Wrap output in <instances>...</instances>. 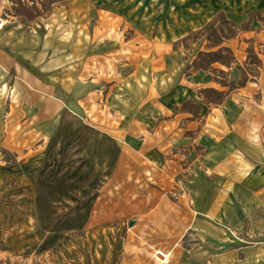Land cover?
Returning a JSON list of instances; mask_svg holds the SVG:
<instances>
[{
	"label": "rangeland",
	"instance_id": "obj_1",
	"mask_svg": "<svg viewBox=\"0 0 264 264\" xmlns=\"http://www.w3.org/2000/svg\"><path fill=\"white\" fill-rule=\"evenodd\" d=\"M21 1L33 9L37 6L35 17L29 19L18 0H0L3 21L22 30L59 31L68 37L59 39L71 43L77 62L89 49L82 79L93 75L100 92L83 103V114L66 109L51 118L21 123L13 115L16 107H25L22 95L11 89L14 73L0 72V264H128L124 258L130 264H208L209 258L215 263L218 254L249 243L257 246V263L264 264V35H257L260 30L264 34V21L255 17L248 32L241 31L227 44L237 58L231 70L214 64L211 70L193 72L189 66L207 41L187 38L208 23H217L221 11L241 27L250 12L264 9V0H59L52 4L45 0L47 9L42 0ZM59 39L54 38L58 46ZM249 49L262 55L258 69L249 62ZM130 73L135 84L126 81ZM217 74L245 82L247 88L234 90L238 95L229 98L238 111L250 110L251 105L263 110L253 123L259 133L247 137L251 149L245 154L230 151L245 173V179L238 181V193L233 183L225 189L231 194L224 201L232 220L195 212L200 190L224 186L218 174L207 168L202 146L185 145L177 125L158 129L150 123L148 130L143 125L122 130L121 115L113 116L110 108L111 100L116 98L113 105H120L128 94L132 98L126 106L133 115L141 93L150 88L151 103L144 115L155 114L156 107L169 112L158 102L161 97L179 110L184 99L197 96ZM68 88L73 105L76 83ZM120 92L122 96L117 95ZM106 93L111 103H104ZM14 120L18 128L11 126ZM38 120L45 121L48 130L27 132ZM123 142L132 147L122 149ZM151 150L167 156L164 166L146 158L155 154ZM227 152L216 162L232 170ZM190 153H195L194 161ZM128 183L136 185L131 196L124 187ZM144 198L148 204L192 208L198 223L174 243L165 230L159 236L154 229L133 230L128 218L146 215ZM157 250L172 253L169 260L157 259Z\"/></svg>",
	"mask_w": 264,
	"mask_h": 264
},
{
	"label": "crops",
	"instance_id": "obj_2",
	"mask_svg": "<svg viewBox=\"0 0 264 264\" xmlns=\"http://www.w3.org/2000/svg\"><path fill=\"white\" fill-rule=\"evenodd\" d=\"M1 16L2 14L0 13V19L4 22V24L0 26V72L14 73L16 79L14 81L15 87H12L11 89L14 91L16 89L18 95H22V101L25 105L24 108L16 107V112L13 115L17 118V121L22 123V120L23 122H27L28 120L32 121L34 118L45 116L51 118L59 111H65L66 109L71 110L78 115L83 114V103L89 102L95 92L99 96L100 92V89L98 88L99 82L95 81L93 75L87 76L85 81L82 79L86 63L84 58L88 57L89 49L88 51L86 50L84 55H82L83 59L80 62L74 61L73 58L77 56V54H75L76 51L71 47V43H67L66 40L65 42L63 40L61 43L59 39H68L64 34L60 36V32L57 30L50 32L45 31L42 33L37 29H34L33 31L22 30L20 25H17L14 22L3 21ZM262 31L263 30H260L257 35H264ZM54 38L59 39V46ZM230 41L225 44L227 45ZM256 54L262 60L260 57L262 55L259 53ZM228 68L230 70L233 69L232 66ZM132 75L133 73H130L129 77H126V81H131L135 84L136 81H134V77H131ZM72 81L76 83L77 88L75 89V93L77 96L73 105H69L68 87L69 84H72ZM211 83H216L221 86L217 82L210 80L207 81L205 87H215L220 90L226 89L222 86L219 88L216 86H210ZM139 84L142 85L140 82ZM117 85L118 84H113L112 86ZM241 88L245 89L247 86ZM110 89L111 87H109V90ZM233 92L234 91H232L224 100L225 103L211 105L212 107L201 103L202 109L199 118H193V114L190 112H185L181 109L175 110L174 106L170 104L168 98L162 97L158 99V102H160L161 106L165 107L169 112L164 111L161 107H156V115H144L147 112V106L151 103L149 100L150 88L145 94L141 93V96L143 97H141L136 103L138 111L133 115H131L130 108L126 106L127 100H130L131 102V95H125L123 92L125 96H122L121 92L117 93L118 96H122L121 104L115 105L117 107L113 105L115 104L116 98H114L115 100H111V103L109 101V93L104 95V103H111H109L111 105L109 106L113 110V116L117 114L121 115L120 128L122 130L129 132L133 127L136 130V128L141 127L142 125L148 130L147 128L150 123L154 124V127L158 129L170 125V127L177 125L176 130H179L182 133L184 139L183 143L192 147L202 146L207 153L204 159V162L207 163V168L214 174H218L219 180L224 182V188H218L215 186L216 189H213V191H207L206 188L205 190H200L197 195L198 203L196 211L184 205L148 204L147 198L142 199V211L146 215L135 217L134 219L132 217L128 218L129 222L135 220L133 230L154 229L158 236L162 235L165 230L172 238L171 243H174L180 238V236L182 237V235H184V230H188L192 225L194 226L196 222L198 223L193 215L194 211L207 217L212 216L222 220H232L230 210L227 211L225 208L227 204L224 201V198L228 195L231 196V194L225 191V189L229 190L230 185L233 183L235 184L234 191L238 193V181H243L245 179V173L238 169V160L231 156L230 151L234 149V151L239 150L245 154L248 149H251L249 144H252V142L249 141L247 137L250 136L252 138L253 135L255 137L257 136L256 134L259 133V131L257 132V127H255L253 123L259 121L258 113L260 114V112H263L260 107L253 105H251L250 110L242 108L238 111V106H234V104L229 101L230 95H238V91H236V93ZM128 96H130V98H128ZM172 98L173 97L171 96L170 99ZM190 98L194 100L198 99L196 100L198 102L201 101V98L197 94L195 97L189 96L187 99H184L183 103ZM95 101L97 102V105L100 104L98 98H96ZM176 106L179 105L177 104ZM154 119L156 122L153 121ZM216 119L219 123L214 124ZM17 121L14 120L11 126L16 125L18 128L20 124ZM134 122H138L139 125L133 126ZM47 128L48 124H46L45 121L38 120L27 129V132H45L48 130ZM121 147L122 149H125L131 148L132 146L130 143L123 142ZM139 148H141V146ZM224 150L228 151L227 160L231 162L230 165L233 168L232 170L229 169V167L222 169L221 167L223 163L220 165L216 162ZM152 153L155 154L149 155L146 158L150 162L152 161L159 166H164L163 164H165L167 156H164L163 152L158 150H155V152L152 151ZM188 156L193 161L196 159L195 153H190ZM173 162H176V160H173ZM234 165L237 167L234 168ZM158 181L159 180H157V182ZM124 187L128 188V194L130 196L131 191L136 189V185L131 183L126 184ZM234 224L238 226V220L234 221ZM129 227H131V225H129ZM256 249L257 246L253 243L246 245L238 244L233 251L218 254L215 263L209 258L208 264H258ZM208 255H210V253ZM124 257H126V254ZM134 259H137V256H135ZM127 260L129 261L128 264H130L131 260H125L124 258V262Z\"/></svg>",
	"mask_w": 264,
	"mask_h": 264
},
{
	"label": "trees",
	"instance_id": "obj_3",
	"mask_svg": "<svg viewBox=\"0 0 264 264\" xmlns=\"http://www.w3.org/2000/svg\"><path fill=\"white\" fill-rule=\"evenodd\" d=\"M47 1L49 2V4H52L59 0ZM18 3H20L21 7L25 10V15L29 19H33L35 17V14L33 12L39 10L37 6H34L35 9H33L21 0H18ZM42 4L44 5V8L47 9L48 6L45 3V0H42ZM15 9L17 10V8ZM255 17H257L260 21H264V9L250 12L249 20L246 23L242 24L241 27H239L234 20L226 16L224 11H221L218 15L217 23L210 22L202 29H199L190 34L187 37L188 39L192 37L194 39L205 37L207 44L205 50H201L198 52L196 58L193 60L189 68H191L193 72H197L211 70L214 68V64L231 67L236 61V55L232 48L227 46L225 43L238 37L241 31L250 30V26ZM248 52L249 62L251 64H255L258 69L262 65V60L254 52L253 49H249ZM217 71L221 74L228 73L224 69H219ZM212 80L226 89L220 90L215 87L200 88L198 90V95L201 98V101L198 102L194 99H188L182 104L181 110L192 113L193 118H199L202 109L201 103L209 106L222 104L232 91L246 85L245 82L236 83L235 81H228L219 74L214 75Z\"/></svg>",
	"mask_w": 264,
	"mask_h": 264
},
{
	"label": "bare ground",
	"instance_id": "obj_4",
	"mask_svg": "<svg viewBox=\"0 0 264 264\" xmlns=\"http://www.w3.org/2000/svg\"><path fill=\"white\" fill-rule=\"evenodd\" d=\"M2 8H3V6L1 7V9H2ZM3 24H4V22H2V20L0 19V26L3 25ZM210 86H216V87L219 88V85H217L216 83H211ZM147 176L149 177V179H150L151 181L155 182L154 176H153V174H152L149 170H147ZM171 254H172V253H168V254H166V255H167V260H166V261L169 260ZM166 261H165V262H166Z\"/></svg>",
	"mask_w": 264,
	"mask_h": 264
},
{
	"label": "built area",
	"instance_id": "obj_5",
	"mask_svg": "<svg viewBox=\"0 0 264 264\" xmlns=\"http://www.w3.org/2000/svg\"><path fill=\"white\" fill-rule=\"evenodd\" d=\"M166 254H168V253H164L161 250H157L156 251V255H157L156 258L159 259L162 262H165L167 260V255Z\"/></svg>",
	"mask_w": 264,
	"mask_h": 264
},
{
	"label": "water",
	"instance_id": "obj_6",
	"mask_svg": "<svg viewBox=\"0 0 264 264\" xmlns=\"http://www.w3.org/2000/svg\"><path fill=\"white\" fill-rule=\"evenodd\" d=\"M134 223H135V220H131V221L129 222V225L133 226Z\"/></svg>",
	"mask_w": 264,
	"mask_h": 264
}]
</instances>
